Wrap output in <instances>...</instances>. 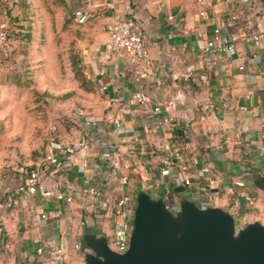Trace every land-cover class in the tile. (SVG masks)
Segmentation results:
<instances>
[{
	"label": "crops",
	"instance_id": "1",
	"mask_svg": "<svg viewBox=\"0 0 264 264\" xmlns=\"http://www.w3.org/2000/svg\"><path fill=\"white\" fill-rule=\"evenodd\" d=\"M84 1L28 0L44 17L32 22L34 32L49 36L54 29L63 31L66 21L87 80L84 85L73 73L63 75L47 45L41 47L46 72L35 77L36 87L70 92L47 118L46 138L35 134L45 122L30 89L9 74L17 70L18 58L0 60V128L5 130L0 200L8 192L15 197L0 208V264H85L86 230L109 236L119 217L118 199L134 200L140 187L162 194L170 206L186 195L226 206L239 221H264V192L242 172L244 165L264 169V25L260 43L251 39L257 22L264 23V0H94L92 18L78 23L74 12ZM20 9L16 0H0V28L23 30V22L11 18ZM123 17L140 21L149 64L112 49L109 29ZM215 29L234 39L236 48L206 56ZM17 36L11 39L15 50ZM136 93L143 101H131ZM166 116L172 121L156 127ZM85 117L101 126H87ZM117 121L121 132L115 130ZM52 136L76 145L86 138L89 163L83 164L85 152L79 150L76 161L65 159L60 170L50 172L43 151ZM32 170L40 172L44 188L65 190L73 200L44 195L40 188L19 191ZM241 178L245 186L236 184ZM93 184L100 196L89 190Z\"/></svg>",
	"mask_w": 264,
	"mask_h": 264
},
{
	"label": "water",
	"instance_id": "2",
	"mask_svg": "<svg viewBox=\"0 0 264 264\" xmlns=\"http://www.w3.org/2000/svg\"><path fill=\"white\" fill-rule=\"evenodd\" d=\"M242 172L264 192V169L244 165ZM85 264H264V221H239L217 203L182 196L170 206L146 187L134 197L129 247L114 250L109 236L89 228L83 236Z\"/></svg>",
	"mask_w": 264,
	"mask_h": 264
},
{
	"label": "built area",
	"instance_id": "3",
	"mask_svg": "<svg viewBox=\"0 0 264 264\" xmlns=\"http://www.w3.org/2000/svg\"><path fill=\"white\" fill-rule=\"evenodd\" d=\"M94 0H85L74 12V17L78 23H85L89 21L93 14ZM234 21L231 18L228 23L232 24ZM264 23L262 20L257 22L258 30L253 33L251 39L255 43H260L262 37V27ZM110 38H111V47L117 52H123L129 54L131 57L141 60L144 64H149L151 62L150 49L145 42L143 28L140 21L132 17H123L120 18L114 25L109 29ZM236 48V42L234 39L228 36H221L220 30L215 29L212 36L208 39L207 44L204 47V52L206 56H209L211 53L216 51H228L234 50ZM15 51V47L11 41L10 29L8 27L0 28V60L7 63L11 59V55ZM241 69H244V65H240ZM103 88H106L104 85ZM137 98L140 101H143L144 97L140 93H136L131 101ZM113 101H116V98H112ZM154 110L161 111V106L156 105ZM81 115V113H79ZM85 124L92 128H99L101 123L97 120L85 117ZM172 118L166 116L162 121L156 123V127H161L164 122L170 123ZM52 129H57V124L52 123ZM115 130L121 132L122 128L120 122H116ZM89 148V142L86 138L79 141L78 145L74 143H67L64 140L53 136L47 140L44 151H43V162L46 163L48 170L50 172H56L60 170L63 166L64 160L69 159L71 162L76 161L77 152L83 150L85 155L83 158V164L87 165L89 163L86 152ZM113 152L108 150L105 152L106 156H110ZM174 154L180 155L179 151L174 152ZM170 157H166L165 161L169 162ZM208 171V168H205ZM166 171V170H164ZM186 184L191 183V179L186 177ZM236 184L239 186H245L246 180L241 178L236 181ZM41 189L44 195H54L57 199L66 200L71 202L73 200V195L67 193L65 190L57 189H47L42 186L41 174L39 171L32 170L29 172L27 181H24L19 184L18 190L21 192H35L38 189ZM89 190L95 195L100 196L101 190L95 184L89 187ZM239 197L251 199V196L245 192H240ZM15 201V197L12 193L8 192L5 196V200H0V208L5 204L11 205ZM118 215L119 217L115 219L112 232L109 234V242L111 247L118 251L124 252L129 247V238L133 225V211H134V200L129 196H122L118 199ZM42 217L46 218L47 213H42ZM42 251V248H39ZM60 250V249H59Z\"/></svg>",
	"mask_w": 264,
	"mask_h": 264
},
{
	"label": "rangeland",
	"instance_id": "4",
	"mask_svg": "<svg viewBox=\"0 0 264 264\" xmlns=\"http://www.w3.org/2000/svg\"><path fill=\"white\" fill-rule=\"evenodd\" d=\"M16 3H18V6L22 9H20L21 11L17 16L14 15L15 17L11 18H13L12 21H15V23L16 20L22 21V26H24V28L23 30L17 29L20 33L15 30L17 33H12L11 35V39L14 35H18V49L13 52L11 58L14 62H16L15 57L18 58L19 66H17V70H13L12 73L9 74L13 75L14 81L26 85L30 89V95L33 99L32 101H34L36 109H38L37 112L43 122H45V125L41 126L40 129H35V134L36 136L39 134V137L46 138L49 134V120H47V118L56 114L54 111L58 106L60 99L63 101L69 100L70 92L54 94L48 89H38V87H36L35 77L40 78L39 76H44V73L46 72L44 71L45 67L43 68L44 64L42 61L43 56L41 47L47 45V52L52 54V58L56 59L54 62H56L57 67L55 68L60 69L63 75L73 73L84 85L87 83V80L83 75L84 72L82 65H80V60L76 57V51L70 44L72 33L66 28V21L63 23V31L57 32L56 29H54L49 36L42 31L36 33L33 30L32 22L36 23L37 18H39V21L42 23L44 17L39 11L37 12L35 8H30L28 0H16ZM55 13L56 10L51 9L52 16L49 18L50 23L53 24V26H55L56 22ZM8 28L10 29L9 25ZM12 31H14L13 28ZM24 33L30 34L28 40L23 36ZM4 131V129L0 128V139L4 138ZM37 152L39 153L38 150H36V152L34 151V154Z\"/></svg>",
	"mask_w": 264,
	"mask_h": 264
},
{
	"label": "trees",
	"instance_id": "5",
	"mask_svg": "<svg viewBox=\"0 0 264 264\" xmlns=\"http://www.w3.org/2000/svg\"><path fill=\"white\" fill-rule=\"evenodd\" d=\"M11 31H12V29L10 28V36L12 35V33H17V31H15V30H14L15 32L14 31L11 32ZM18 33H20V32L18 31ZM23 36L25 37L26 40H28L30 38V34H28V33H24ZM43 164L45 165V167H47L46 163L43 162ZM47 169H48V167H47Z\"/></svg>",
	"mask_w": 264,
	"mask_h": 264
}]
</instances>
